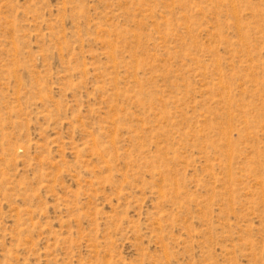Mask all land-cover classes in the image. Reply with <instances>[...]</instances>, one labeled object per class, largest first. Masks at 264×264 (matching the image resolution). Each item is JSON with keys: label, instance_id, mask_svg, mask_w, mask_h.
<instances>
[{"label": "rangeland", "instance_id": "374dc122", "mask_svg": "<svg viewBox=\"0 0 264 264\" xmlns=\"http://www.w3.org/2000/svg\"><path fill=\"white\" fill-rule=\"evenodd\" d=\"M0 264H264V0H0Z\"/></svg>", "mask_w": 264, "mask_h": 264}]
</instances>
